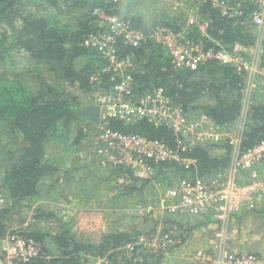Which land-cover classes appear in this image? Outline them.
<instances>
[{
	"label": "trees",
	"instance_id": "obj_1",
	"mask_svg": "<svg viewBox=\"0 0 264 264\" xmlns=\"http://www.w3.org/2000/svg\"><path fill=\"white\" fill-rule=\"evenodd\" d=\"M136 1L0 0V236L19 233L36 240L41 247L40 257L21 264H162L165 255L180 246L185 241L184 234L196 225L186 226L184 215L163 211L165 227L158 232L160 220L153 214L159 209L160 187L171 186L182 177H212L230 165L233 149L227 139L198 143L181 151L183 157L195 159L188 167L176 160L155 163L152 176L137 178L129 172L122 182L118 179L126 170L121 166L101 168L103 172L97 175L90 168L96 158L87 161L84 156H75L66 168L52 153L61 143L80 151L84 141L94 137L98 128L75 109L83 107L95 89L114 82L110 73L101 71L106 60L84 44L88 34L102 29L93 13L96 8L117 14L147 36L139 46L126 44L121 37L116 43L119 54L130 56L134 62L135 92L162 86L171 101L189 115L204 113L231 129L242 120L245 73L215 59L196 70L175 68L167 49L153 37V28L165 25L183 31L185 39L205 49H231L237 41L252 47L259 38L253 13L260 8V0H235L232 3L241 12L232 15H224L213 0H179L181 4L176 9L172 5L153 22L132 10L131 3ZM261 43L264 63V33ZM94 74L101 78L98 86L91 81ZM74 89L82 91L84 99L74 94ZM253 93L242 149L253 147L264 137V86L259 83ZM109 126L176 145L171 129L147 119L131 123L111 119ZM80 170L93 182L89 189L86 186L77 192L80 200L96 197L92 187L103 184L106 192H115L108 199L120 203L122 212L124 200L129 198L135 199L134 203L139 201V205L152 206L144 213L136 207L143 220L153 222L152 227L142 229L138 226L141 223L115 226L98 242L74 230L67 218L45 201L68 195L66 189L76 181ZM29 209L32 218L27 221L21 212ZM256 210L254 207L242 215ZM14 215H19L18 223ZM44 220L54 221L53 227L47 229L42 224ZM169 232L180 241L167 252L151 251L139 242L141 236Z\"/></svg>",
	"mask_w": 264,
	"mask_h": 264
},
{
	"label": "built area",
	"instance_id": "obj_2",
	"mask_svg": "<svg viewBox=\"0 0 264 264\" xmlns=\"http://www.w3.org/2000/svg\"><path fill=\"white\" fill-rule=\"evenodd\" d=\"M124 2L126 0H114ZM221 7L224 15L239 14L235 0H213ZM100 31L91 32L84 44L95 49L106 60L102 73L111 74L114 81L108 87H98L84 104L100 108L98 128L94 134V154L100 168L121 166L126 170L118 179L124 181L132 172L137 178H148L155 172V163L181 161L187 167L195 162L192 157H183L186 151L198 143H220L228 140L233 153L230 165L214 176L203 178L182 177L171 186H164L158 208L172 215L192 216L211 212L217 239L211 249L196 250L197 264H264V256L251 251H234L229 242L238 233L233 219L243 211L256 207L257 197L264 193V137L253 147L242 149L244 129L221 126L204 113L189 115L180 105L174 104L166 89L155 87L143 93L135 92L132 70L135 65L130 56H121L116 45L121 37L126 44L141 45L147 36L117 14L102 8L94 10ZM253 21L259 28V38L252 47L235 42L231 49L206 48L185 39L183 31H174L165 25L153 28V37L168 51L175 68L196 70L208 60L215 59L232 64L236 70L247 76L242 117L247 116L252 94L260 83L264 86V63L261 61L262 37L264 33V0L253 13ZM91 81L101 84L98 75ZM99 83V84H98ZM111 119L124 123L147 119L155 125L171 129L175 135V146L161 139H151L138 133H125L109 126ZM140 213L151 211L152 206L138 205ZM180 241L172 232L161 235L141 236L140 243L154 252H167ZM0 264H21L41 256L39 243L19 233L0 236ZM102 259L99 258L98 262Z\"/></svg>",
	"mask_w": 264,
	"mask_h": 264
},
{
	"label": "rangeland",
	"instance_id": "obj_3",
	"mask_svg": "<svg viewBox=\"0 0 264 264\" xmlns=\"http://www.w3.org/2000/svg\"><path fill=\"white\" fill-rule=\"evenodd\" d=\"M158 2L151 0H138L136 3H131V8L137 13L143 14L150 22H153L156 18H162L163 12H168L172 9L177 8V5H180L179 0H157ZM192 16V15H191ZM194 19L193 17L191 20ZM17 57V55H16ZM22 63V62H21ZM30 62H23V64H29ZM31 64V63H30ZM14 66V65H13ZM34 67V66H32ZM75 90V89H74ZM74 94L78 95L79 98L84 99V94L80 90H75ZM252 94V99L254 97ZM252 102V100H251ZM246 120L245 117H242L235 126V130L238 131L239 128L245 130ZM94 137L88 141H84V148L82 150H77L75 146L68 147V144L61 143L56 149L57 151H52V153L57 156L59 162L64 165V167H69L71 165V159L75 156L82 157L84 156L87 161L95 160L94 154ZM92 172L97 175L103 172L99 167L98 163H92L91 167ZM86 173V172H85ZM262 174L264 177V168L262 169ZM76 183V184H75ZM91 181L87 175H84V171H79L76 181L73 185H70L66 189L65 197L58 196V200L48 198L45 203L49 208H56L62 213L68 222L72 225L74 230H77L78 233H82L90 237L93 241H100L103 235L108 232L111 228L115 226H126V225H138L142 229L148 230L152 227V221H146L141 218L142 215L136 210V207L139 205L138 202H135V199L124 200L125 210L124 212L120 211L122 206L117 202L111 201L108 199L109 195L112 196L114 191H107L103 184H96L92 189L95 192L96 197H88L83 200H80V195H77V192L81 193L84 187L89 189L90 185L92 186ZM164 186H161L159 189V195L162 193ZM148 193V192H147ZM146 193V194H147ZM73 194V195H72ZM150 192L148 193V195ZM151 196V195H150ZM34 207V205L32 206ZM257 210L254 213L249 214H240L233 219L232 224H235L238 227V233L236 234L234 240L230 243V248L238 250H246L251 252H256L264 256V193L257 197L256 202ZM26 209V208H24ZM157 211L153 214L154 217L158 218V232L165 227L164 222L162 221V215L164 214L162 209H156ZM21 215H26L27 221L32 217V211L29 209L21 212ZM15 222L18 223L19 215H14ZM183 224L186 226L196 227L192 228L190 231L184 234L185 241L182 242L180 246L172 250L170 253L166 254L162 264H197L195 250L199 248H207V245H200L201 233L203 228H197V224L205 222L207 219L200 217V215L184 216ZM42 224L46 226L47 229L53 227L54 221L47 220L43 221ZM19 226L14 225V228ZM183 229V228H182ZM215 231V229L213 230ZM212 232V231H211ZM1 246V244H0ZM238 248V249H237Z\"/></svg>",
	"mask_w": 264,
	"mask_h": 264
},
{
	"label": "crops",
	"instance_id": "obj_4",
	"mask_svg": "<svg viewBox=\"0 0 264 264\" xmlns=\"http://www.w3.org/2000/svg\"><path fill=\"white\" fill-rule=\"evenodd\" d=\"M200 217L203 218V220L207 219L205 222H202L201 224H199L197 226V228H203L202 229V233H201L202 236L200 237L201 238V240H200L201 244L200 245H202V246L207 245L206 249H211L213 247L214 242L217 240L214 237V231H213L216 228V223L214 222L213 215H212L211 212H207L205 214H202V215H200ZM233 240L234 239H232L229 242V245H228L229 249H231L229 246H230V243ZM199 249H205V247L204 248H199ZM231 250H233V249H231ZM238 251H241V250H238Z\"/></svg>",
	"mask_w": 264,
	"mask_h": 264
},
{
	"label": "water",
	"instance_id": "obj_5",
	"mask_svg": "<svg viewBox=\"0 0 264 264\" xmlns=\"http://www.w3.org/2000/svg\"><path fill=\"white\" fill-rule=\"evenodd\" d=\"M76 113L82 117L88 118L93 123L99 122L100 108L94 104H88L75 109Z\"/></svg>",
	"mask_w": 264,
	"mask_h": 264
}]
</instances>
